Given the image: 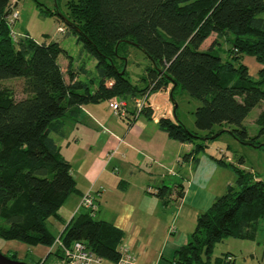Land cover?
<instances>
[{
	"label": "trees",
	"instance_id": "1",
	"mask_svg": "<svg viewBox=\"0 0 264 264\" xmlns=\"http://www.w3.org/2000/svg\"><path fill=\"white\" fill-rule=\"evenodd\" d=\"M15 1L0 0V240L46 247L55 243L45 223L51 217L59 219V209L77 188L71 166L50 134H61L62 119H75L83 106L130 101L147 93L151 97L170 87L177 104L174 118L179 91L200 103L193 113L195 131L180 121L158 122L169 139L191 145L183 161L195 166L208 138L225 130L242 144L262 147L258 139L264 134V0H71L70 33L96 62L88 81L76 79L78 73L70 66L65 80L58 64L64 50L58 43H37L28 35L13 40L9 16L4 14ZM212 34L228 37L229 58L222 60L213 44L201 49ZM128 47L149 60L138 80L142 87L131 83L126 68L119 75L125 60L127 66ZM245 57L260 66L256 77L243 64ZM80 71L89 74L84 66ZM16 78L21 79V98L2 85ZM255 107L263 109L254 121L258 134L250 137L243 123ZM140 115L151 117V108ZM211 158L230 167L234 186L198 216L188 243L174 254L176 264H236L228 254L214 258L215 245L226 239L254 241L264 221V181L242 169V159L228 164ZM175 189L176 198H182V187ZM170 193L162 186L156 195L166 200ZM94 212L82 209L59 240L65 248L81 242L114 264L124 234L95 220Z\"/></svg>",
	"mask_w": 264,
	"mask_h": 264
},
{
	"label": "crops",
	"instance_id": "2",
	"mask_svg": "<svg viewBox=\"0 0 264 264\" xmlns=\"http://www.w3.org/2000/svg\"><path fill=\"white\" fill-rule=\"evenodd\" d=\"M251 62L253 73L244 65L256 77L260 66L254 58ZM59 66L67 81L68 66ZM73 72L81 80L80 69ZM93 76L94 72L90 78ZM170 89L149 97V118L132 114L124 119L106 116L103 111L110 112V102L105 101L81 107L75 119H62L61 134H50L70 164L77 188V193L59 209V219L51 217L45 223L56 240L82 212V195L91 193L95 200L93 218L123 232L121 246L129 249L138 264H176L172 261L174 254L188 243L198 216L232 186L235 177L230 167L219 165L212 155H199L195 166L183 161L191 145L173 141L159 129L160 119L173 120ZM220 155L213 157L235 164L226 153ZM256 177L260 179L257 174ZM169 185L173 188L168 198H159V188ZM178 186L184 190L180 199L175 196ZM214 188L224 193L219 195ZM263 225L264 221L259 223L254 241L223 240L215 245L212 256L228 254L236 264H264ZM0 252L26 264H64L63 248L56 241L50 247L4 241Z\"/></svg>",
	"mask_w": 264,
	"mask_h": 264
},
{
	"label": "rangeland",
	"instance_id": "3",
	"mask_svg": "<svg viewBox=\"0 0 264 264\" xmlns=\"http://www.w3.org/2000/svg\"><path fill=\"white\" fill-rule=\"evenodd\" d=\"M70 1L18 0L17 6L13 10L17 13V19L14 21L12 30L17 37L28 35L37 43H58L60 48L64 50V53L58 57V63L61 66L65 64V68L70 66L73 71H78L81 66H85L89 70V74L88 76L81 74L79 78L81 80H89L90 75L95 71L94 67L96 62L82 50V45L77 43V37L70 33L67 24V3ZM59 28H62L63 31H60ZM227 40H229L228 37L217 39L212 34L203 43V48L207 49L213 44L214 50L222 60H225L231 55L229 52L231 48L230 43ZM128 52L129 57L126 66L128 79L131 83L142 87L143 84H138V80L144 76V70L148 67L149 60L135 47H128ZM244 63L248 66L249 71L253 73L251 57H245L243 59ZM254 75L256 74L254 73ZM66 79H68V76H66ZM2 85L11 88L18 98L22 97L20 78L5 80ZM167 89L164 91H167ZM176 99L178 101L177 118L173 117V121H180L188 130L195 131L193 113L200 103L191 99L182 91L178 92ZM101 103L98 104L100 105ZM262 107L252 109L244 120L243 124L250 137H255L258 134V127L254 121L258 113L263 109ZM103 114L113 116L111 110L110 112L103 111ZM215 130L217 131L218 128L216 127ZM258 141L262 145L261 148L250 144H242L225 130L216 139L207 140L205 142L206 148L199 155L204 153L220 157L221 153H226L234 162L242 159V169L255 172L264 181V134ZM232 176L235 177V175ZM232 186H234V182ZM168 188L171 190L173 187L169 185ZM214 190L219 192V195L225 192V190H223L224 192H220V189L217 188H214ZM2 242L4 241L0 240V244Z\"/></svg>",
	"mask_w": 264,
	"mask_h": 264
},
{
	"label": "built area",
	"instance_id": "4",
	"mask_svg": "<svg viewBox=\"0 0 264 264\" xmlns=\"http://www.w3.org/2000/svg\"><path fill=\"white\" fill-rule=\"evenodd\" d=\"M13 10V6H11L8 10L9 23L11 26L14 25V21L17 19V13ZM59 30L63 31L62 28H59ZM11 35L14 41L19 38L15 35L13 30L11 31ZM148 100V93L144 96L135 97L130 101L123 99L112 100L110 101V110L114 117L120 119H124L126 116H129L130 111L133 112V116H139L144 109L151 108ZM80 207L86 210H95V200L91 193L82 195ZM56 242L63 248L65 257L64 264H107L102 258L96 256L89 249H87L81 242H75L69 248H65L59 239L56 240ZM119 251L120 258L114 264H138L135 257L131 254L127 247L120 246ZM228 260H230V258Z\"/></svg>",
	"mask_w": 264,
	"mask_h": 264
},
{
	"label": "water",
	"instance_id": "5",
	"mask_svg": "<svg viewBox=\"0 0 264 264\" xmlns=\"http://www.w3.org/2000/svg\"><path fill=\"white\" fill-rule=\"evenodd\" d=\"M17 2L18 0L15 1L13 7L15 8L17 6ZM4 17L7 18L8 17V12H6L4 14ZM129 43V42H128ZM125 68H126V60H125V65L122 69V71L119 73V75H123L124 71H125ZM169 97H170V102L172 103L173 107H174V110L173 112L175 111V109L177 108V104L174 103V100L172 98V90L170 89V92H169ZM229 132V131H227ZM230 133V132H229ZM219 135H221L220 133H216L215 135L211 136L210 140H213V139H216ZM0 264H26L25 262H22V261H19V260H15V259H12L4 254H2L0 252Z\"/></svg>",
	"mask_w": 264,
	"mask_h": 264
},
{
	"label": "bare ground",
	"instance_id": "6",
	"mask_svg": "<svg viewBox=\"0 0 264 264\" xmlns=\"http://www.w3.org/2000/svg\"><path fill=\"white\" fill-rule=\"evenodd\" d=\"M8 15H9V13H8Z\"/></svg>",
	"mask_w": 264,
	"mask_h": 264
}]
</instances>
